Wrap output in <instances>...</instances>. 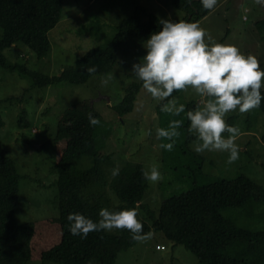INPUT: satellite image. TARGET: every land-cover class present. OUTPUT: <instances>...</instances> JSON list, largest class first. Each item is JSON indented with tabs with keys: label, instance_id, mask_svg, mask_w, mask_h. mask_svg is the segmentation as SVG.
Returning <instances> with one entry per match:
<instances>
[{
	"label": "rangeland",
	"instance_id": "obj_1",
	"mask_svg": "<svg viewBox=\"0 0 264 264\" xmlns=\"http://www.w3.org/2000/svg\"><path fill=\"white\" fill-rule=\"evenodd\" d=\"M137 5L159 20L180 21L184 15L171 6L170 0H62L61 17L47 33L50 49L44 57L38 58L23 44L4 49L2 55L8 63H25L30 70L58 75L87 50L104 49L118 30L120 20L129 17ZM260 19H264V6L254 0H217L214 9L195 23L206 33L205 43L235 46L243 55L255 56L264 69V32L255 27ZM144 40L130 38L123 42L116 49V60L110 71L93 75L84 83L60 82L31 87L27 78L0 65V152L14 161L19 174L15 219L34 225L31 258L1 260L0 264H62L41 260V253L60 240L56 165L66 147L86 130H93L101 150L112 154L110 160L101 164L105 179L110 180V170L125 161L140 162L145 170L155 165L161 173V179L155 184L148 181L142 207L122 203L107 187L110 210L135 208L137 218L150 223L146 209L157 213L162 199L189 188L190 181L183 177L182 169L163 167L159 144L165 141L158 140L155 134L158 127L168 125L170 120L185 122V113L173 116L162 112L160 102L153 100L141 86L129 112L121 116L115 111L126 88L140 82L130 71L132 64L145 53ZM108 76L111 79L102 86L100 79ZM169 100L175 105L183 104L187 112L190 102L194 104L193 110L204 98L186 88L177 90ZM89 113L100 121L98 125H89ZM21 116L28 121L26 127L18 123ZM225 122L239 129L235 139L238 159L228 164L227 152L199 153L205 160L202 172L210 178L223 179L245 174L264 187V111L260 108L243 114L232 111L226 114ZM194 143L195 137L190 143L191 149ZM89 165L86 157L74 164L77 167ZM263 213V204L245 212L240 209L222 211L225 217L252 227L259 221L262 223ZM150 233L149 239L121 250L115 264H199L193 253L182 245H174L162 232ZM156 245L160 248L156 249Z\"/></svg>",
	"mask_w": 264,
	"mask_h": 264
},
{
	"label": "trees",
	"instance_id": "obj_2",
	"mask_svg": "<svg viewBox=\"0 0 264 264\" xmlns=\"http://www.w3.org/2000/svg\"><path fill=\"white\" fill-rule=\"evenodd\" d=\"M170 3L173 8L183 11L182 20L186 22H197L209 12L200 6L199 0H170ZM61 11L62 0H0V65L27 78L31 87L60 82L84 83L93 75L106 74L116 60V49L123 42L130 38L146 39L161 26L157 16L137 5L129 17L120 20L118 30L104 49L87 50L58 75L49 76L28 69L25 63L6 61L2 51L15 44L27 46L38 58L44 57L50 49L47 33L59 21ZM255 27L264 32V19L257 20ZM89 66H95L93 73H87ZM140 86L141 82L126 88L123 100L115 106L118 115L132 109ZM176 94L177 90H174L158 106ZM187 106L192 110L194 104L190 102ZM259 108L264 111V99ZM18 123L22 127L28 125L24 116ZM188 123L186 119L178 129L180 135L174 138L173 149H162L161 161L164 168L182 169L190 186L162 199L157 213L146 209L150 223L138 218L143 225L142 231L162 232L174 245H182L193 253L199 264L264 263V213L262 223L253 224L254 227L245 225V222L237 223L222 214L226 209L245 212L254 205H264V187L245 174L230 179L205 175L202 172L204 157L190 147L194 136L187 133ZM262 136L264 139V134ZM101 149L94 131L86 130L66 147L60 157L56 165L60 240L41 253L42 262L115 264L118 253L137 242L126 229L89 232L84 239L68 231V213H80L97 221L101 208L110 210L107 187L122 203L143 206L141 200L148 188V181L142 175L144 165L125 161L118 167L119 174L107 180L101 164L110 160L112 154ZM83 157L90 160V165L74 166ZM18 179L14 161L0 152V261H27L32 255L30 240L34 225L15 219Z\"/></svg>",
	"mask_w": 264,
	"mask_h": 264
},
{
	"label": "clouds",
	"instance_id": "obj_3",
	"mask_svg": "<svg viewBox=\"0 0 264 264\" xmlns=\"http://www.w3.org/2000/svg\"><path fill=\"white\" fill-rule=\"evenodd\" d=\"M264 6V0H254ZM205 10H213L217 0H199ZM159 30L151 32L142 42L144 55L131 66V73L141 82L143 90L157 101H164L174 90L191 88L204 98L202 104L185 112L184 105H175L168 100L161 104V111L177 116L184 112L187 119V133L195 137L192 149L196 153L205 151L227 152L226 163L238 159L239 148L235 139L239 129L228 125L225 116L236 111L241 114L259 108L264 99V69H261L255 56L243 55L237 47L215 42L205 43L206 33L195 22L160 19ZM93 73L95 66L86 68ZM110 76L102 77L100 84L106 85ZM89 125H98L100 121L88 114ZM182 121L170 120L167 128L156 129V138L162 142L159 147L171 151L174 138L180 135L178 129ZM222 133H227L225 137ZM119 168L113 167L110 175L116 177ZM145 180L155 184L161 179V173L155 165L142 170ZM99 219L80 213H68L67 228L71 235L81 239L89 232L126 229L133 240L144 241L151 233L142 231L143 225L137 218L135 208L109 210L101 208Z\"/></svg>",
	"mask_w": 264,
	"mask_h": 264
},
{
	"label": "built area",
	"instance_id": "obj_4",
	"mask_svg": "<svg viewBox=\"0 0 264 264\" xmlns=\"http://www.w3.org/2000/svg\"><path fill=\"white\" fill-rule=\"evenodd\" d=\"M156 248H160L159 246H157Z\"/></svg>",
	"mask_w": 264,
	"mask_h": 264
},
{
	"label": "crops",
	"instance_id": "obj_5",
	"mask_svg": "<svg viewBox=\"0 0 264 264\" xmlns=\"http://www.w3.org/2000/svg\"><path fill=\"white\" fill-rule=\"evenodd\" d=\"M155 1H157V0H155Z\"/></svg>",
	"mask_w": 264,
	"mask_h": 264
}]
</instances>
